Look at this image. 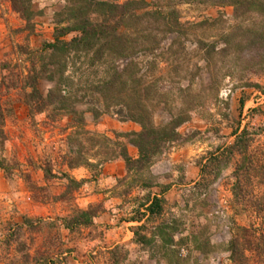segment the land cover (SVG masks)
<instances>
[{"label":"rangeland","instance_id":"1","mask_svg":"<svg viewBox=\"0 0 264 264\" xmlns=\"http://www.w3.org/2000/svg\"><path fill=\"white\" fill-rule=\"evenodd\" d=\"M97 1L124 4L130 0ZM217 1L221 0H178L172 9L178 13L180 34L160 35L163 43L149 55L139 53L117 61L119 72L129 61L135 62L129 72H136L135 77L144 83L136 87L135 97L147 100H142V108L153 111L155 126L168 124L178 112L190 115L178 129V141L165 145L150 166L128 172L119 156L121 149L126 146L135 159L139 151L130 137L121 135L140 132L142 127L123 118L126 108L122 114L120 106H113L95 119L87 107H79L86 111L83 129L110 139L114 152L104 153L105 147L100 148L102 153L91 151L86 138L77 136L96 167L69 169L68 159L77 146L70 147L68 138L79 128L69 116L56 120L45 113L32 116L21 102L24 77L33 59L40 65L41 51L54 41L58 13L66 0H32L35 16L30 26L13 11L10 0H0V97L11 108L4 126L8 136L4 156L13 168L11 175L0 168V264H29L28 256L31 264H40L43 253H51V264H108L109 252L118 245L124 247L120 253L127 256L123 264H233L227 251L233 220L249 224L244 214L235 213L232 204L235 161L207 190L194 186L201 177L200 164L218 148L233 143L235 131L246 125L251 131L264 127V68L255 66L264 64V43L257 37L264 34V0H245L253 1V6ZM162 3L168 11L169 0ZM175 41L172 55L165 54ZM206 44L217 50L225 48V56L213 52L206 62ZM14 81L18 90L11 87ZM52 87L47 80L39 85L44 96ZM97 106L101 109L103 105ZM261 139L260 134L257 141ZM46 171H51V176ZM64 174L86 180L67 198H63L69 184ZM146 183L171 185L165 191L163 213L133 221L145 212L140 205L147 195L161 191L143 187ZM89 193L91 199L87 200ZM91 204L105 208L93 226L70 233L56 222L57 217H67L76 208L87 209ZM162 222L175 223L173 248L178 256L173 252L164 258L161 249L135 243L134 229L144 225L143 233L150 235ZM195 238L206 241L203 251L193 243Z\"/></svg>","mask_w":264,"mask_h":264},{"label":"trees","instance_id":"2","mask_svg":"<svg viewBox=\"0 0 264 264\" xmlns=\"http://www.w3.org/2000/svg\"><path fill=\"white\" fill-rule=\"evenodd\" d=\"M177 1L169 0L165 6L169 10L164 11L162 0H130L124 4L97 0H66L67 5L58 13L59 21L55 28L54 41L45 45L41 51L40 65L36 66L33 59L32 68L28 70V74L24 77V85L22 84L20 89L24 96L21 102L28 106L32 116L45 113L53 120L59 116H69L72 125L79 128L68 138L70 147L77 146L74 156L68 159L69 169L95 166L90 158L86 157L87 153L81 142L76 139L77 136L86 138L87 144L91 145V151L102 153L100 148L105 147L107 151H103L104 153L114 152L110 147V139L97 137L83 129L86 111L92 112L94 118L99 119L106 112H110L113 106L117 108L120 106L119 113L123 114L125 108L128 110L123 116L124 119L141 125L140 132L121 135L130 137L132 144L139 151V157L135 159L129 154L126 146L121 149L119 156L125 162L128 172L140 171L150 166L153 158L161 153L165 145L181 138L178 129L190 120L187 111L176 113L164 126H155L152 122L153 111L142 108V100L145 102L147 100L141 96L135 97L136 87L144 85L135 77L136 72L135 74L129 72L130 66L135 62L129 61L120 72L116 67L120 59L137 57L139 53L145 55L152 53L163 43V39H159L160 35L180 34L178 13L172 9ZM217 2L237 6L255 4L253 1L245 0ZM10 3L13 11L30 26L35 16L32 0H10ZM71 34L75 35L67 40L66 37ZM257 37L260 38L259 43H264V34L262 37L261 34H257ZM176 43V41L173 45L171 43L165 54L171 52L172 55L171 49ZM205 46L208 48L206 62L213 52L218 56H225L223 54L226 52L225 48L217 50L209 44ZM213 56L212 54L211 57ZM255 66L264 68V64ZM15 76L21 77L20 74ZM43 80L53 83L46 96L39 89ZM16 81L11 87L18 90L19 84ZM153 85L154 83H151V86ZM151 86L147 85L145 88L150 90ZM95 103L103 106L100 109L99 106L95 107ZM81 106L87 107V110H80ZM10 114L11 108L4 105L0 97V168L11 175L10 161L4 156L8 141L4 126ZM233 134L235 136L233 143L218 148L210 154L207 161L200 164L201 177L194 189L207 190L219 179L223 170L233 160L235 161L234 182L231 189L232 204L235 213L244 214L249 224L240 225L233 220L232 237L227 251L233 264H264V127L251 131L246 125L240 132L237 130ZM260 134L263 135V139L259 143L257 138ZM46 172L51 176V171ZM63 177L69 183L63 198L70 196L75 187L79 189L86 181L75 180L67 174ZM170 186L144 184L145 188L158 187L161 191L159 194L147 195L144 203L140 205L145 212L133 221L141 222L143 217H147L148 220L160 216L164 210L163 204L166 202L165 191L169 190ZM104 212L105 208L102 205L91 204L87 209L76 208L67 217H57L56 222L60 224L61 229L71 233L78 228L93 226L95 219ZM145 228L141 225L134 229L136 244L155 246L161 249L164 258L170 253H178L173 248L176 245L174 222H162L156 225L149 232L150 235L143 233ZM193 243L201 251L206 247V241H198L197 238ZM122 250L124 247L119 245L113 248L109 252L108 264H123L127 256L125 258V255L120 253ZM50 254L43 253L38 262L51 264L53 256ZM27 261L31 264L30 256ZM169 264L175 263L169 261Z\"/></svg>","mask_w":264,"mask_h":264},{"label":"crops","instance_id":"3","mask_svg":"<svg viewBox=\"0 0 264 264\" xmlns=\"http://www.w3.org/2000/svg\"><path fill=\"white\" fill-rule=\"evenodd\" d=\"M83 178H84V177H78L77 179H78V180H82ZM90 196H91V195H90V193H89V194L87 195V200H88V199H91ZM100 218H101V217L96 218L95 223H97V222L100 220Z\"/></svg>","mask_w":264,"mask_h":264},{"label":"built area","instance_id":"4","mask_svg":"<svg viewBox=\"0 0 264 264\" xmlns=\"http://www.w3.org/2000/svg\"><path fill=\"white\" fill-rule=\"evenodd\" d=\"M244 116H246V114ZM245 122H246V119L244 118L243 121H242V123L245 124Z\"/></svg>","mask_w":264,"mask_h":264}]
</instances>
